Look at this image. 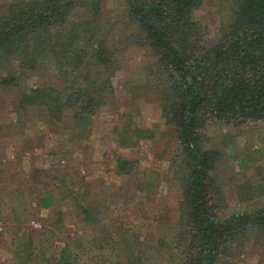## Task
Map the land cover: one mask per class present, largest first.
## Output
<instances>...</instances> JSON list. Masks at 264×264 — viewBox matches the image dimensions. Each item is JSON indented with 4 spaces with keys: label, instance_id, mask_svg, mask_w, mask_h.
<instances>
[{
    "label": "trees",
    "instance_id": "trees-1",
    "mask_svg": "<svg viewBox=\"0 0 264 264\" xmlns=\"http://www.w3.org/2000/svg\"><path fill=\"white\" fill-rule=\"evenodd\" d=\"M206 1L125 0V12L115 22L104 18L106 0H12L0 13V86L20 87L27 72L51 65L57 84L26 88L19 108H45L50 119L61 123L70 117L80 134L114 99V80L123 69L119 51L148 49L156 58L150 79L162 120L179 142L169 160L171 184L181 190L175 228L138 242L130 228L109 216L111 201L91 182L70 187L69 194L62 191L75 217L98 231L95 240L109 245L115 264H220L231 246L244 244L251 232L264 235V206L230 213L216 175L223 153L206 146L212 122H264V0H235L215 41L207 38L209 27L195 18ZM114 28L127 30L119 33L116 47ZM115 131L117 145L131 149L156 137L153 129L129 123ZM114 173L125 180L122 187L135 180V191L146 194L159 178L123 154L116 157ZM239 184L240 201L247 202L254 187ZM39 205L57 207L58 198L47 195ZM52 247V237L40 230L29 248H17L11 260L0 264H80L69 243L54 256L49 255Z\"/></svg>",
    "mask_w": 264,
    "mask_h": 264
},
{
    "label": "rangeland",
    "instance_id": "rangeland-1",
    "mask_svg": "<svg viewBox=\"0 0 264 264\" xmlns=\"http://www.w3.org/2000/svg\"><path fill=\"white\" fill-rule=\"evenodd\" d=\"M10 1L0 0V13ZM234 3L235 0H207L195 12V18L209 27L210 41L221 36ZM124 12L125 0H106L104 18L115 22ZM125 31L114 28L115 47L119 33ZM119 56L123 69L114 80V99L94 117L85 134L73 131L70 117L61 123L50 119L45 108H19L21 92L26 88L57 84L51 65L27 72L20 87L0 86V262L11 260L17 248H29L31 236L36 238L41 230L52 237L49 255L59 254L69 243L80 256V264H112L109 245L95 240L98 231L75 217L69 201L63 200V193L69 194L70 187L75 188L85 179L100 196L107 195L111 201L109 216L118 220L119 226L130 228L138 242L147 243L158 237L159 233H155L161 229L175 228L181 190L171 184L169 160L176 154L179 142L174 129L166 127L162 120L150 79L156 58L151 50L138 48L120 50ZM122 123L153 129L156 137L133 149L119 147L115 127ZM74 133L76 136L70 138ZM206 134L210 138L207 148L223 153L216 175L226 190L230 213L263 207L264 122L242 126L212 122ZM118 154L138 160L142 171L159 175L152 193L136 192L135 180L127 188L121 186L125 180L114 173ZM245 164L250 168L243 171ZM239 183L254 187L247 202L240 201ZM47 195L58 198L57 207H40V198ZM231 247L220 264H264V235L260 232H251L244 244ZM115 258L117 261L116 255Z\"/></svg>",
    "mask_w": 264,
    "mask_h": 264
}]
</instances>
